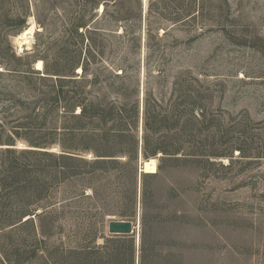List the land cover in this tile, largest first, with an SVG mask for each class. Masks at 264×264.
Returning <instances> with one entry per match:
<instances>
[{
	"label": "rangeland",
	"instance_id": "rangeland-1",
	"mask_svg": "<svg viewBox=\"0 0 264 264\" xmlns=\"http://www.w3.org/2000/svg\"><path fill=\"white\" fill-rule=\"evenodd\" d=\"M31 18L27 47L21 32ZM38 60L43 70L36 69ZM45 64V85L57 70L73 69L64 77L75 82L63 84L86 102H137L140 149L134 165L63 181L53 182L41 166L31 170L49 183L32 219L36 232L30 224L0 233L8 259L79 264L82 249L94 252L92 260L100 256L101 264H127L126 244L105 245L104 237L111 234L109 221L129 220L134 264H264V0H0V168L4 148H27V140L47 128L62 137L73 124L51 117L36 128L32 110L43 103L31 86H43L23 74L44 75ZM145 103L153 116L204 109L214 125L210 136L192 138L204 162L162 160L160 152L143 158ZM81 127L80 134L95 131ZM59 144L48 149L60 152ZM80 153L95 158L91 150ZM150 158L156 167L144 163ZM28 185L27 193H36V185Z\"/></svg>",
	"mask_w": 264,
	"mask_h": 264
},
{
	"label": "trees",
	"instance_id": "trees-1",
	"mask_svg": "<svg viewBox=\"0 0 264 264\" xmlns=\"http://www.w3.org/2000/svg\"><path fill=\"white\" fill-rule=\"evenodd\" d=\"M25 18L19 20L23 25ZM13 57L20 59L13 53ZM44 75H36L35 71H28L25 75L26 80H38L43 88L31 86V90L40 96V101L43 103L38 110L34 109V118L39 121V126L36 128L42 129L46 125L49 118H67L73 120L71 126H66L65 132L59 133L55 128H47L35 138L28 139L27 148L15 149L6 147L2 151L3 165L0 168V233L12 231L18 226H27L32 224L33 231L36 232V227L33 218L38 215L37 205L43 198V191L47 188L46 181H38L31 176L30 171L36 166L41 171L49 172L52 181H63L69 178H74L82 174H88L92 171L108 172L115 165L135 164L139 153V139L136 134L137 120L139 117V105L137 102L122 103V104H96L92 101L86 102L80 98L77 88H66L64 81L75 82L73 78L64 76H72L73 69L70 74L57 70L55 81L49 85L44 82L48 80L50 72L47 64L44 66ZM19 71L17 69H13ZM69 73V72H68ZM35 74V75H33ZM198 93L193 92L191 98H195ZM39 101V102H40ZM191 102H194L191 100ZM58 107H61L58 111ZM77 107L79 108L78 110ZM36 109V108H35ZM165 110V109H164ZM175 115L172 111L156 112V115H151L147 104H144L143 110V134L141 143V155L143 158L154 156L158 152L162 153L161 159L196 162L197 165L204 162L201 160L202 148L197 146L193 137H197L200 141L206 140L210 136L213 123L207 117L204 109L198 111L190 108L188 114L182 116L181 110L175 108ZM187 115V116H186ZM175 117V118H174ZM153 120H156L154 122ZM206 122L208 124H206ZM89 124L94 126V133L86 134L81 131L82 125ZM80 125V126H79ZM169 125V130L162 132V127ZM216 129V128H215ZM44 131V130H42ZM18 134L16 130V135ZM92 140L94 145L82 146L79 141ZM60 143V152H53L48 149L53 143ZM13 143H8L12 145ZM87 150L93 151L94 159H86L82 153ZM219 155V154H216ZM124 156L127 160L125 163L118 162L117 157ZM23 159L21 166L15 165L13 158ZM209 159V158H207ZM206 159V160H207ZM27 160V161H26ZM205 160V161H206ZM150 162V163H149ZM207 162H209L207 160ZM148 166H155V158H150L144 161ZM156 167V166H155ZM147 172V167H143ZM133 167V173H134ZM145 176V175H143ZM39 182V183H38ZM36 185V193L29 194L28 184ZM145 185V184H144ZM143 192L145 188L143 187ZM32 195L35 200H32ZM132 199V194L129 200ZM132 201V200H131ZM25 218V219H24ZM24 219V220H23ZM105 245L108 242L125 243L129 254H127V264H134V247L135 238L128 234H109L104 237ZM147 241L144 227L141 230L140 247ZM39 246L32 247L31 256L36 257ZM94 252L83 251L77 252L79 264H101L102 258L96 256L92 260L91 256ZM75 254V251L72 252ZM0 260L8 262V264H18V259H8L7 252L0 248Z\"/></svg>",
	"mask_w": 264,
	"mask_h": 264
},
{
	"label": "water",
	"instance_id": "water-1",
	"mask_svg": "<svg viewBox=\"0 0 264 264\" xmlns=\"http://www.w3.org/2000/svg\"><path fill=\"white\" fill-rule=\"evenodd\" d=\"M108 231L111 234H131L134 230L132 222L129 220H111L108 223Z\"/></svg>",
	"mask_w": 264,
	"mask_h": 264
},
{
	"label": "bare ground",
	"instance_id": "bare-ground-1",
	"mask_svg": "<svg viewBox=\"0 0 264 264\" xmlns=\"http://www.w3.org/2000/svg\"><path fill=\"white\" fill-rule=\"evenodd\" d=\"M28 22H29L28 25L21 32V36H22L23 40L25 41L27 47H28L29 43H32L30 40H32L31 37H32L33 31L35 29L34 19L31 18L30 21H28ZM36 69L43 70V63L41 60H38L36 62Z\"/></svg>",
	"mask_w": 264,
	"mask_h": 264
}]
</instances>
